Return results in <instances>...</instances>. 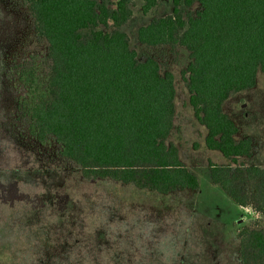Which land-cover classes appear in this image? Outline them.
I'll return each mask as SVG.
<instances>
[{
    "label": "trees",
    "instance_id": "trees-1",
    "mask_svg": "<svg viewBox=\"0 0 264 264\" xmlns=\"http://www.w3.org/2000/svg\"><path fill=\"white\" fill-rule=\"evenodd\" d=\"M47 42L13 67L25 89L18 110L41 144L55 141L85 178H110L159 194L197 190V175L168 142L176 86L153 57L141 61L123 29L134 0H22ZM159 0H143L148 12ZM198 4L193 13L190 8ZM147 47H185L189 103L207 129L206 146L230 160L209 162L210 177L238 205L264 214V170L239 161L251 137L224 110L264 73V0H173V10L139 27ZM242 264H264V227L237 232Z\"/></svg>",
    "mask_w": 264,
    "mask_h": 264
},
{
    "label": "rangeland",
    "instance_id": "rangeland-1",
    "mask_svg": "<svg viewBox=\"0 0 264 264\" xmlns=\"http://www.w3.org/2000/svg\"><path fill=\"white\" fill-rule=\"evenodd\" d=\"M142 6L143 0L133 1L123 29L141 61L153 57L162 72L174 75L168 142L198 176L201 194L197 199L191 190L160 195L110 178H85L58 143L41 144L33 137L18 110L25 89L13 67L45 54L47 42L35 33L22 0H0V264H214L213 257L217 264H236L234 254L242 264L236 224L244 218L242 227H264V216L252 210L245 215L211 180L209 162L230 160L206 146L207 129L189 103L183 74L189 51L147 47L138 40L139 27L170 14L173 0H159L148 12ZM198 9V4L190 8ZM224 105L242 132L254 136L256 153L249 161L264 170V73Z\"/></svg>",
    "mask_w": 264,
    "mask_h": 264
},
{
    "label": "crops",
    "instance_id": "crops-1",
    "mask_svg": "<svg viewBox=\"0 0 264 264\" xmlns=\"http://www.w3.org/2000/svg\"><path fill=\"white\" fill-rule=\"evenodd\" d=\"M240 93V92H239ZM231 99V98H230ZM229 99V100H230ZM229 100H227V102L229 101ZM226 102V103H227ZM225 103V104H226ZM224 108H225V105H224ZM225 110V109H224ZM230 117H231V115H230ZM234 121H235V119L233 118V117H231ZM235 123L237 124V126H238V128H239V132H238V134H237V137L238 138H244V137H251L252 139H253V141H254V136L253 135H250V134H244L243 132H242V127H240V125L238 124V122H236L235 121ZM255 153H256V146H255V142H254V150H253V154L250 156V157H240L239 158V161H242L243 163H245V164H247V165H256V166H259L258 164H254V163H251L250 161H249V159L250 158H253L254 157V155H255ZM242 158H244V159H242ZM249 162V163H248ZM188 167V166H187ZM260 167V166H259ZM189 168V167H188ZM190 169V168H189ZM191 170V169H190ZM192 171V170H191ZM193 172V171H192ZM198 177V176H197ZM199 179V178H198ZM199 184H200V186H199V188L197 189V190H191V191H193V195H192V197H193V199H197V197L201 194V183H200V181H199ZM216 185V184H215ZM219 186V185H218ZM220 187V186H219ZM222 189V188H221ZM185 190H190V189H185ZM178 191H181V190H178ZM183 191V190H182ZM170 193H173V192H170ZM169 194V193H168ZM160 195H162V194H160ZM163 195H165V194H163ZM195 202H196V200H195ZM240 206V205H239ZM240 208L242 209V212L246 215V212H247V210H252L251 208H249V207H243V206H240ZM253 211V210H252ZM254 212V211H253ZM255 213V212H254ZM259 216H264V214L263 215H259ZM244 224V218L243 219H241L240 220V223L237 225L236 224V230L238 229V231L242 228V225ZM261 228H263V227H261ZM237 231V232H238ZM239 241V240H238ZM239 243V242H238ZM238 246H239V244H238ZM239 250V249H238ZM234 256H235V260H237V263L236 264H239V261H238V255H235L234 254ZM239 258H240V256H239ZM241 261V260H240ZM212 262L214 263V264H217L218 263V261H216V258L215 257H213L212 258Z\"/></svg>",
    "mask_w": 264,
    "mask_h": 264
}]
</instances>
